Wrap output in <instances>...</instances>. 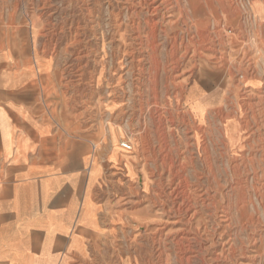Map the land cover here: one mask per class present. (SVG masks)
Masks as SVG:
<instances>
[{"label": "rangeland", "instance_id": "374dc122", "mask_svg": "<svg viewBox=\"0 0 264 264\" xmlns=\"http://www.w3.org/2000/svg\"><path fill=\"white\" fill-rule=\"evenodd\" d=\"M252 1L197 25L186 0H0V100L44 141L128 159L80 264H264Z\"/></svg>", "mask_w": 264, "mask_h": 264}, {"label": "crops", "instance_id": "0c3cea01", "mask_svg": "<svg viewBox=\"0 0 264 264\" xmlns=\"http://www.w3.org/2000/svg\"><path fill=\"white\" fill-rule=\"evenodd\" d=\"M263 3L246 8L258 43H264ZM226 4L186 0V15L197 25L225 20ZM248 84L260 88L259 80ZM194 99L203 104L205 97ZM0 101V264H80L87 240L110 216L107 188L128 190V159L109 146L90 152L80 143L44 141L17 103Z\"/></svg>", "mask_w": 264, "mask_h": 264}, {"label": "built area", "instance_id": "2783aa9c", "mask_svg": "<svg viewBox=\"0 0 264 264\" xmlns=\"http://www.w3.org/2000/svg\"><path fill=\"white\" fill-rule=\"evenodd\" d=\"M121 145L126 149H130V145L127 142H122Z\"/></svg>", "mask_w": 264, "mask_h": 264}]
</instances>
